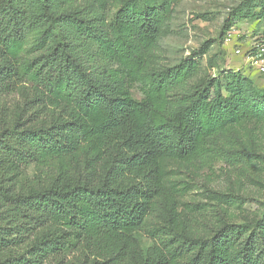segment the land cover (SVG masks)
I'll return each mask as SVG.
<instances>
[{"label": "trees", "instance_id": "obj_1", "mask_svg": "<svg viewBox=\"0 0 264 264\" xmlns=\"http://www.w3.org/2000/svg\"><path fill=\"white\" fill-rule=\"evenodd\" d=\"M171 1L126 0L106 21L77 8L55 15L46 0L32 18L25 0H0V264L68 254L81 264H128L129 235L145 227L160 198L171 226L150 231L165 238L162 247L132 264H264V222L225 223L207 237L172 228L178 218L163 161H193L227 125L263 121L264 96L249 102L239 84L223 95L220 79L237 72L221 70L180 94L183 65L148 70L145 52ZM63 20L94 46L107 78L87 71ZM38 24L44 32L28 48ZM30 164L52 176L18 183Z\"/></svg>", "mask_w": 264, "mask_h": 264}, {"label": "rangeland", "instance_id": "obj_2", "mask_svg": "<svg viewBox=\"0 0 264 264\" xmlns=\"http://www.w3.org/2000/svg\"><path fill=\"white\" fill-rule=\"evenodd\" d=\"M25 1L32 18L44 11L42 0ZM124 1L46 0V7L55 15L77 8L87 19L109 21ZM137 1L153 4L161 0ZM64 23L65 37L87 71L100 80L107 78L108 65L94 59V46ZM43 32L44 26H33L27 47L35 44ZM261 48L264 49V0H172L154 44L145 52V60L148 70L183 65L187 74L177 89L180 94L191 93L221 70L237 72L220 79L223 95H227L231 85L239 84L244 98L253 102L264 96V75L253 69L247 59ZM28 53L29 58L34 56L31 51ZM141 87L140 81L133 83V98L142 97ZM7 100L12 109L15 99ZM209 146L210 152L193 161L166 159L162 163L164 189L175 200L178 218L172 228L207 237L225 223L264 222V120L229 124ZM52 171L30 164L24 167L18 183L43 185ZM164 225L171 226L168 207L160 198L154 212L146 218L145 227L129 235L125 250L128 264L162 247L165 238L150 231ZM121 246L115 245V250ZM44 264H81V258L68 254L50 257Z\"/></svg>", "mask_w": 264, "mask_h": 264}, {"label": "built area", "instance_id": "obj_3", "mask_svg": "<svg viewBox=\"0 0 264 264\" xmlns=\"http://www.w3.org/2000/svg\"><path fill=\"white\" fill-rule=\"evenodd\" d=\"M230 37L231 35L228 34ZM239 53V50H236ZM248 62L259 74L264 75V49H258L255 53H251L248 57Z\"/></svg>", "mask_w": 264, "mask_h": 264}]
</instances>
